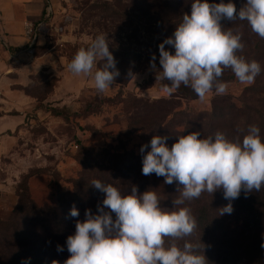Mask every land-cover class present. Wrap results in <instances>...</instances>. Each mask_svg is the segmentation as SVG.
Masks as SVG:
<instances>
[{
	"label": "trees",
	"instance_id": "obj_1",
	"mask_svg": "<svg viewBox=\"0 0 264 264\" xmlns=\"http://www.w3.org/2000/svg\"><path fill=\"white\" fill-rule=\"evenodd\" d=\"M194 2L94 0L87 3L90 13H98L111 25H116L114 29L110 28L112 40L108 44L120 72L115 81L119 92L115 97H103L102 103L119 101L128 109L134 108L135 111L127 116V135L136 132L141 140L140 149L145 144L149 147L141 153L140 150L126 149L125 145L122 148L113 145L82 146L76 157L81 169L79 175L71 180V186H62L56 181V205L40 206L35 203L28 182L44 170H29L18 185L19 201L15 208L8 212L0 211V264H52L53 261L64 264L70 257L66 240L75 233L77 220L85 219L87 209L95 214L98 205H102L105 199L106 194L92 186L93 180L112 184L122 195L129 194L133 185L140 193L156 191L161 207L172 210L173 200L180 196L178 185L175 182L165 184V177H158L155 173L150 176L142 174L143 157L151 150L150 141L154 136L167 137L169 148L180 135L193 131H200L201 138L219 131L231 141L239 137L242 142L248 127L257 125L264 137V39L252 31L247 21H221L224 27L242 33L244 48L238 54L261 64L260 75L254 84L244 89L239 98L240 105L229 95H219L213 99L211 110L190 112L180 109L183 100L198 99L191 87L184 85L174 89L177 95L172 98L148 100L135 95L123 97L122 88L134 76L151 67L153 54L156 57L155 66L161 67L159 45L173 36L185 13L191 14ZM220 2L209 0V3ZM223 2L228 3L229 0ZM231 2L238 12L246 0ZM165 48L175 53L173 46L165 45ZM102 63V60L98 62L97 69ZM130 72L132 75H129ZM221 79L228 82L236 80V77L230 69H225ZM165 80L169 85L170 81ZM36 97L40 99L42 96ZM51 110L55 115L67 114L56 108ZM229 202L224 199L222 188L213 194L204 192L199 199L186 201L185 206L191 208L198 226L191 236L182 240L165 238L166 245L175 242L182 247L185 241L199 244L207 264H264V247L261 246L264 244V188L251 192L242 189L239 198L231 201L234 211L219 215V209ZM74 204L80 213L78 217L69 215ZM214 242L220 243V250L212 256L209 247ZM58 245L64 247L63 252L57 251Z\"/></svg>",
	"mask_w": 264,
	"mask_h": 264
},
{
	"label": "clouds",
	"instance_id": "obj_2",
	"mask_svg": "<svg viewBox=\"0 0 264 264\" xmlns=\"http://www.w3.org/2000/svg\"><path fill=\"white\" fill-rule=\"evenodd\" d=\"M225 19L247 21L252 31L264 39V0H246L238 12L231 0H195L191 14L185 13L173 36L159 45L163 71H157V79L170 81L164 85L169 93L184 85L191 87L201 102L213 89L217 95H225L229 88L228 82L221 79L225 69H230L241 84L255 83L261 64L238 54L244 48L242 33L224 27L221 21ZM107 41L104 34L97 35L68 64L73 74L92 76L101 93L113 87L120 75ZM165 45L173 46L175 53L166 50ZM97 59L103 63L93 73ZM155 60L153 54L154 69ZM201 136L200 131L180 135L171 148L167 137L154 136L151 150L143 157V175L155 173L165 177V184L178 185L180 196L173 200L172 210L161 207L156 191L140 193L133 185L129 194L122 195L112 184L93 180L92 186L105 193V199L95 214L87 209L85 219L77 220L75 233L66 240L70 257L64 264H207L199 244L185 241L182 247L175 242L166 245L165 238L182 240L196 230L197 218L185 206L186 201L222 188L224 199L230 201L219 209L222 216L234 211L231 201L239 198L242 189L251 192L264 188V137L257 125L248 127L242 142L239 137L231 141L219 131L206 138ZM148 147L143 145L140 152ZM69 215H80L75 204ZM57 251L63 252L64 247L58 245Z\"/></svg>",
	"mask_w": 264,
	"mask_h": 264
},
{
	"label": "rangeland",
	"instance_id": "obj_3",
	"mask_svg": "<svg viewBox=\"0 0 264 264\" xmlns=\"http://www.w3.org/2000/svg\"><path fill=\"white\" fill-rule=\"evenodd\" d=\"M89 1L94 0H63L59 12L52 13L39 27L42 41L32 47L33 53L52 56L30 76L25 87L21 86L32 102L26 104L25 121L14 130L18 140L7 145L9 151L6 150L8 152L1 158L0 211L8 212L15 208L19 201L18 185L29 170L37 168L44 172L34 175L28 182L32 198L40 206L56 205V181L62 186H71V180L79 175L81 169L76 157L82 146L113 145L122 148L125 145L126 149L140 150L141 140L136 132L127 135V116L135 111L134 108L130 107L129 111L128 106L119 101L102 103L103 97L118 94L119 85L115 83L101 93L97 91L92 76L75 75L68 68L77 51L87 48L97 35L104 34L108 37L107 42L112 40L110 28L114 29L116 25H111L98 13H90L87 10ZM19 61L26 62L24 59ZM99 61L97 59L93 73ZM157 71L162 72V67L155 66L154 69L151 66L134 76L120 91L123 97L135 95L148 100L175 97V90L169 93L165 89L166 80L157 79ZM228 84L225 95L233 97L240 105L239 98L249 85L241 84L237 79L228 81ZM21 87L19 85L18 88ZM36 95L42 97L37 99ZM216 96L219 95L213 89L204 102L199 98L183 100L180 109L190 112L211 110ZM53 108L67 112L66 116L55 115ZM36 143L39 148L34 154ZM13 155L20 165L16 169ZM23 167H27L25 172H17ZM209 249L212 256L216 255L220 243H212Z\"/></svg>",
	"mask_w": 264,
	"mask_h": 264
},
{
	"label": "crops",
	"instance_id": "obj_4",
	"mask_svg": "<svg viewBox=\"0 0 264 264\" xmlns=\"http://www.w3.org/2000/svg\"><path fill=\"white\" fill-rule=\"evenodd\" d=\"M62 1L0 0V162L2 156L9 151L7 145L18 140L13 134L14 130L25 121L26 104L32 102L23 87L29 83L30 76L41 69L52 56L33 53L32 47L39 40V44L42 41L39 27L52 13L59 12ZM26 22L35 24L34 43L26 32ZM23 59L26 62L19 61ZM19 85L23 87L18 88ZM38 148L39 144L36 143L34 154ZM13 166L15 169L20 166L14 155ZM26 168H18L17 172H25ZM13 176L17 177L15 173Z\"/></svg>",
	"mask_w": 264,
	"mask_h": 264
},
{
	"label": "built area",
	"instance_id": "obj_5",
	"mask_svg": "<svg viewBox=\"0 0 264 264\" xmlns=\"http://www.w3.org/2000/svg\"><path fill=\"white\" fill-rule=\"evenodd\" d=\"M25 26H26V32H27L28 36L31 37V41H33V43H34L36 41L35 24L32 22H26Z\"/></svg>",
	"mask_w": 264,
	"mask_h": 264
}]
</instances>
